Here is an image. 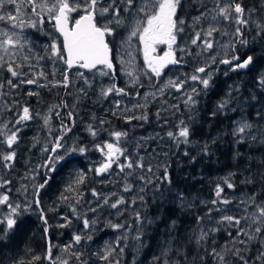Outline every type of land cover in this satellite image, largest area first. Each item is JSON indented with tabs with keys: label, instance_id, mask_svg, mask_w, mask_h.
<instances>
[{
	"label": "trees",
	"instance_id": "1",
	"mask_svg": "<svg viewBox=\"0 0 264 264\" xmlns=\"http://www.w3.org/2000/svg\"><path fill=\"white\" fill-rule=\"evenodd\" d=\"M258 10V1L253 3L252 0L251 24H264V11L259 10L258 13ZM198 13L192 4L180 3L176 14L178 25L179 21L185 23ZM241 31L247 44H240L236 37L226 59L237 56L243 61L251 56L252 63L247 71L237 72L232 66H223L222 63L223 67H214L209 87L196 89L193 108L179 114L170 113L166 121L159 120L162 122L157 126L159 131L142 128L127 132V125L121 124L120 118L102 114L103 103L93 100L98 82L87 79L75 83L72 80L73 73L80 69L68 74L67 88L64 89L63 59L47 57L44 47L43 57L26 59L29 68L16 71V77L2 74L0 131H16L17 140L11 149L6 143H0V196L8 195L12 205L19 204L22 215L16 217L17 224L6 237L7 225H0V264H51L50 260L45 262L46 245L50 254V246L58 238L54 236L57 231L52 226V215L47 205L62 191L68 163L59 164L52 172L42 165H45L57 138L63 137L60 140L63 147L69 145L71 149H77L72 153L75 154L79 148L85 149L97 141H109L110 132L116 131L125 133L126 139L137 133L148 135L149 131L159 133L155 142L164 144L167 139L163 147L164 167L142 184L138 230L133 233L132 241L126 240L122 251L124 261L134 259V264H264L261 257L264 253V231L253 235L251 240L243 234L237 236L238 230L231 232L219 226L204 232L203 239L193 235V231L201 226L206 230V218L211 215V203L217 199L218 186L223 189L221 197L226 199L243 195L254 205L264 204V84L261 83L264 77V35H258L260 29L257 26ZM28 36L40 45L49 42L60 46V40L45 17L29 31ZM188 55L189 70L193 71L199 57L194 56L191 50ZM94 74L83 73L82 76ZM108 75H105V84L103 79L99 83L104 88L110 86ZM29 80L34 83H27ZM118 85L116 88L123 90V85ZM242 102L244 115L251 120L253 127L248 131L249 139L235 146L232 133L233 123L238 117L235 103ZM25 107L29 109L31 118L17 124ZM45 118L47 124L44 123ZM100 120L104 122L98 124ZM112 124L115 125L114 130H108ZM183 127L188 128L189 135L180 143L176 137L163 136L167 128L176 131ZM4 139L0 137V140ZM127 149L132 148L128 146ZM10 152L15 154L13 160L4 161L3 156ZM70 161L84 168L80 157H70ZM88 176L91 179L83 187L85 194L88 187H92L89 181L94 178L92 173ZM226 181L233 187L229 188ZM42 184L44 187L40 188ZM169 191L192 200V204L180 206L173 197H168ZM36 200H39V206L35 205ZM215 204L218 206L219 202ZM25 206H30L28 211H23ZM7 213V206L0 205V219ZM208 220L212 222L210 216ZM237 250L239 254H236ZM89 256L90 253L82 251L77 261L69 259L67 264H80Z\"/></svg>",
	"mask_w": 264,
	"mask_h": 264
},
{
	"label": "rangeland",
	"instance_id": "2",
	"mask_svg": "<svg viewBox=\"0 0 264 264\" xmlns=\"http://www.w3.org/2000/svg\"><path fill=\"white\" fill-rule=\"evenodd\" d=\"M34 2L39 15L32 12V8L27 3V0H17L18 5H20V16L25 20L23 27L18 25L12 28L10 23L6 24L4 21H0V33L9 31V33L15 32L18 35L15 47L10 48L7 53L0 49V57H3L0 60V76L2 74H7L8 77L12 76L7 70L9 64L13 66L15 71L22 68L28 69L29 67L26 65L28 58L43 57L42 47L46 49L47 57L60 59L59 56L52 55L51 46L53 43L47 42L45 45H40L28 36L29 31L38 26L42 17L47 18L51 22V18L46 11L41 10L39 7L42 0H34ZM83 2L84 0H75V3L83 4ZM134 2L136 9H138L147 0H134ZM183 2L184 4L185 2L192 4L196 13L199 12L194 17H190L183 25H178L183 31L176 33V44L172 46V52L174 58L178 61L177 64H183V66L178 69H170L171 67H169L165 70V74H161L157 78L154 77V73L143 62V46L140 44L138 37H131L129 39L135 19H139L143 23V14L136 17V9H133V14L130 16L125 11V0H115V4L120 9L121 23L119 24H117L112 15V9H110L108 14L103 16L99 14V11L97 12L96 20L98 26L113 29L112 34L105 37L113 65V74L108 75L110 86L104 88L99 84L101 83V79H103V84L106 83L107 77L101 74V72L106 73V71L102 69L90 72L96 74L85 78L81 75V71L74 72L72 80L75 83L87 79L98 82V91L97 93L94 92L93 100L103 103L102 114L120 118V123L127 125V132L142 128H148V130L157 129L159 131L157 126L162 124L159 120L166 121L170 113L179 114L181 111L190 110L194 104L186 105L184 103L185 99L188 95H194L192 93L193 88H203L202 84L190 79L193 74H196L195 69L206 66L212 77L215 73L212 69L214 67H223L220 65V61L226 59L231 52L232 41L236 38L235 29L239 26L235 23L234 19L230 22L223 20L219 16L215 20L212 18L215 15L216 5L221 3L226 6L228 4L227 0H180V3ZM112 3L113 0H99L98 9L100 7H108ZM15 11V6L6 5L2 14L7 15L9 12L15 14ZM82 14H84L82 10L79 14L72 13L69 24H74L75 19H78L79 15ZM197 17H201V19L197 21ZM253 19L256 18L253 17ZM33 24L35 26H31ZM210 26H214L217 31H214L211 37L205 36L204 38L210 39L213 47L207 49L202 40L198 41L195 45L192 44V39L196 37V33H207ZM3 38L0 35V39ZM56 46L57 50L62 53L61 45L56 44ZM189 50L194 53V56L197 55L199 57L198 60L196 59L197 63L195 65L197 66L193 71L189 70L191 68L188 62ZM167 51H169L167 44H159L156 45V50L152 53V56L160 57ZM213 57L215 61H213ZM200 76L208 78L205 73L200 74ZM169 81H183V87L180 91H177L175 87L166 86ZM120 83L123 85L124 91L122 93L117 94L113 90L107 96L102 94L104 90L113 86L115 89H120V87L116 88ZM242 103H235V108H237L236 115H238L232 129L235 146L249 139L248 131L253 127L251 120L244 115V102ZM103 122L100 120L98 124H102ZM244 124H248L250 127L246 128L244 132H240L239 129ZM114 128L115 125L112 124L109 125L108 130L112 131ZM164 132L163 136L165 137H170L168 133L172 132L174 134L172 137H176L179 143L185 140L184 137L179 136V129L174 131L167 128ZM111 133L113 132L109 134V141H97L87 146L84 153L77 151L75 154H71L73 158L76 156L80 157L84 168L76 165V162L70 161L67 165L68 168L62 191L47 205L48 211L52 215V226L57 231L54 236L58 238L50 246L49 260L51 264H67L69 259L77 261L78 255L82 251L90 253V256L86 257L80 264H134V259L130 261L125 259L126 262L122 259L123 247L126 240H133V233L138 230L137 213L140 208L139 201L140 190L143 188L142 184L164 167L163 147L167 143V139L164 140V144L161 141L155 142L157 139L156 134L159 133L149 131L148 135H144V133L142 135L138 133L132 134L128 137L129 139H126L125 135H122L119 141H117ZM124 140L125 143L123 142ZM105 143H113L117 147H120L123 154L119 155V159L112 163L111 168L107 172L96 177L95 169L106 162L107 149L105 148L103 152L99 150V146H103ZM128 146H131L132 149H127ZM70 149L69 145H65L59 152V155H66ZM129 161L133 162L134 165L142 164L143 167H125L121 171V165L127 164ZM48 171L52 172L49 169ZM91 173L94 175V178L89 181V186L92 187H88V193L85 194L83 187L88 185V179H91L88 174ZM80 174L84 175V180L82 183L77 184L76 180ZM126 188L128 189L127 191L125 190ZM93 191L97 193L96 196L93 195ZM168 197H173L174 202L183 207H188L193 202L173 191L168 192ZM105 199H107L108 203H105ZM117 200H123V203L119 204L117 208H112L111 205ZM224 200L229 201V203H223ZM215 201H218L219 205L211 203L213 209L211 210V215L208 214L206 218V230L202 229L201 226L193 231V235L196 238L200 237L208 229L214 228V226L231 230V232L243 229L244 233H249L252 236L259 234L255 232L257 226H261L264 229V225H260L258 221L253 219L254 216H258V209L260 206H264V204L254 205L243 195L227 199L220 195ZM73 208H75V212H73ZM209 216L212 222L208 220ZM224 216L236 217L240 220V224L235 225L223 221ZM85 219L89 221L88 228L84 227ZM71 222L72 224L69 225ZM115 224L121 225V227L113 228L112 225ZM61 229V233L64 234L62 235L63 237H60L61 233L59 231ZM76 235L81 236L79 243H76L73 239ZM245 236L248 237V235ZM82 247L83 250L81 251ZM109 249L112 250L111 254L107 259H103L102 257L105 256ZM134 252L133 250L132 253Z\"/></svg>",
	"mask_w": 264,
	"mask_h": 264
},
{
	"label": "snow or ice",
	"instance_id": "3",
	"mask_svg": "<svg viewBox=\"0 0 264 264\" xmlns=\"http://www.w3.org/2000/svg\"><path fill=\"white\" fill-rule=\"evenodd\" d=\"M27 3L32 8V12L36 15H39L37 12V7L35 5L34 0H27ZM126 8L125 11L129 13L131 16L132 10L136 9V5L134 0H125ZM99 0H84L83 4L75 3V0H42L39 7L41 10L46 11L48 16L55 22L56 30L63 36V51L67 54L66 63L69 68H72L74 65L79 66L80 68L84 69H94L97 65H103L105 68L111 69L112 64L108 58L109 47L108 43L105 40L107 35H111L113 29L109 27H100L98 26V22L96 20L97 12L101 16L108 14L110 9L113 10L112 15L114 16L117 24L121 23L120 21V9L115 4V0L113 3L110 4L108 7H100L98 9ZM6 5H13L15 6V14L9 12L7 15L2 14L3 9ZM180 5V0H147V2L141 6L140 8L136 9L135 16L139 17L143 14L144 21L141 23L139 19H135V23L132 26V30L130 32V37H138L140 44L143 46V54L144 60L148 66V68L154 73L157 77L161 75V71L165 68L168 64H175L178 61L174 58L172 52V46L176 44V33L183 31L182 28L178 27L176 14L178 6ZM83 11L84 14L79 15L78 19H75V23L70 25L69 20L72 13L79 14L80 11ZM211 11V10H209ZM244 8H242L240 3H235L234 0L232 3L224 4L218 3L215 9V15L212 17L213 20L216 19L217 16L222 17L225 21H232L235 20L237 25H247L249 21L243 18ZM201 17H197L196 20L199 21ZM0 21H4L6 24H11L12 28L23 27L25 25V20L20 16V5H18L17 0H0ZM184 21H179L180 25H183ZM31 26H35L34 24ZM257 28L260 29L258 35H264V24H258ZM217 31L214 26H210L207 33L197 32L196 37L192 39V44H197L198 41L203 42L207 49H211L213 47V43L210 39H205L204 37H211L212 33ZM4 38L0 39V49L4 52H8L10 48L15 47L18 41V35L15 32L9 33V31H3L0 33ZM235 36L238 39L240 44H247V40L243 38L244 34L241 31L240 27L235 29ZM159 44H167L169 51L164 53L162 57H154L152 53L156 50V45ZM52 55L59 56L60 59H64L63 55L57 50V46L55 43L52 44ZM3 57H0L2 60ZM252 57L249 56L247 59H244L243 62H240L239 57L233 56L231 60L223 59L220 61L222 64L232 66L233 70L236 69H243L247 68L249 64L252 63ZM213 61L215 58L213 57ZM233 61L235 63L233 64ZM8 72L11 73L13 77H16L18 73L14 70L13 66L9 64ZM195 73L193 74L190 79L194 82H198L202 84L204 88L209 87L211 73L208 72L207 67H197L195 69ZM199 73H205L208 78H203ZM102 75H106L107 73L101 72ZM81 75H83L81 73ZM131 75V73H129ZM65 80L67 81V75L65 76ZM11 84L12 82L9 81ZM27 83H34V81L29 80ZM183 81H169L168 87H175L177 91H180L183 87ZM261 83L264 84V77L261 78ZM14 86V85H13ZM65 86H67L65 84ZM113 90L116 91L117 94L123 92L122 89H115L114 86L104 90L102 94L107 96ZM163 91V89H161ZM192 93H196V89H192ZM184 103L186 105L195 104L194 95H188L185 99ZM223 107V105H221ZM71 115V113H69ZM30 114L29 109L25 107L23 109V115L20 116L17 124L29 120ZM45 124L48 123L47 118L44 121ZM5 129L8 128L7 125L4 126ZM250 125L244 124L239 131L244 132L246 128H249ZM67 130V129H66ZM89 130L95 135V132L92 131L91 126H89ZM113 137L119 141L122 135H126L125 133H121L119 131L111 133ZM168 135L172 137L174 134L169 132ZM189 135V130L187 127H183L180 132L179 136L184 137L185 139ZM0 137H5L6 139L0 140V143H6L8 148L11 149L13 144L17 140V132L16 131H0ZM63 137L57 138L55 145L51 148V153H56V155H50L48 159V163L46 165H42V167H46L51 171L56 170V165L61 163H70V157L73 152L77 149L73 148L67 151V154L64 156L59 155L58 149L62 148L63 145L60 143V140ZM107 149L106 153V162L103 163L100 167L96 168V174L100 175L101 173L107 172L109 168H111L112 163L119 159V155L123 154V151L120 147H117L113 143H105L103 146H99V150L101 152L104 149ZM48 151V149H45ZM86 149L79 148L80 153H84ZM14 152H10L8 155L3 156L4 161H11L14 158ZM143 167L142 164H135L129 161L127 164L121 165V171L124 170L125 167L133 168V167ZM151 171V169H149ZM165 178H167L165 176ZM84 180V175L80 174L76 180L77 184L82 183ZM47 183V181H45ZM229 188H232L233 185L228 183ZM44 185H40V188H43ZM128 190L127 188L125 189ZM223 191L222 188L219 186L216 190V196L219 198L221 192ZM38 192V190H37ZM93 195L96 196L97 193L93 191ZM217 201H213L215 204ZM105 203H108L107 199H105ZM123 203V200H117L115 203L111 205L112 208H117L119 204ZM223 203L227 204L229 201L224 200ZM35 204L39 206V200L35 201ZM0 205H5L8 208V213L3 219H0V225L6 223L7 229L4 232V236L8 235V232L14 229L17 224L16 217L22 215L21 206L19 204L12 205L9 202L8 195L0 196ZM30 206H25L23 211H28ZM73 212H75V208H73ZM258 216H254L253 219L258 221L260 225H264V206H260L258 209ZM41 218L43 219V214H41ZM139 219V216H137ZM223 221H227L230 224L239 225L240 220L233 216H224ZM47 223V221H45ZM84 227H89V221L87 219L84 220ZM113 228H119L121 225L115 224L112 225ZM47 232V229H45ZM264 231L261 226H257L255 228L256 233H261ZM248 235L249 239H253L254 237L249 233H244L243 229H240L237 232V236ZM206 233L202 234L200 239L204 238ZM76 243L81 241V236L76 235L73 237ZM91 239V237H89ZM111 249L107 251L103 259H107L108 256L111 254ZM239 254V250L237 253ZM218 255V254H217ZM261 257L264 258V253H261ZM242 258V257H241ZM35 259H39L36 257ZM223 260V257H221Z\"/></svg>",
	"mask_w": 264,
	"mask_h": 264
},
{
	"label": "water",
	"instance_id": "4",
	"mask_svg": "<svg viewBox=\"0 0 264 264\" xmlns=\"http://www.w3.org/2000/svg\"><path fill=\"white\" fill-rule=\"evenodd\" d=\"M51 25H52V27H53V31H54V34L59 38V40H60V45H61V50H62V53H63V57H64V68H65V71H64V78H63V88L64 89H66L67 88V86H65V84L67 85V81L65 80V76L67 75L68 76V74L70 73V72H72V71H74L75 69H80L83 73H90V72H93V71H95V70H98V69H104V70H106L110 75H112L113 74V65H112V68L111 69H108V68H105L103 65H97L96 66V68H94V69H91V70H89V69H84V68H80L79 66H76V65H74L72 68H69L68 67V65H67V63H66V59H67V54H66V52H64L63 51V36L56 30V28H55V22L53 21V20H51ZM75 23V22H74ZM162 56H164V55H162ZM162 56H160V57H162ZM108 58H109V60H110V62H111V59H110V52L108 53ZM143 62H144V64L145 65H147L146 64V62H145V60H143ZM240 62H243V61H240ZM233 63H235V61H233ZM112 64V63H111ZM177 64H168V65H166L165 66V68L161 71V74L167 69V68H169V67H175ZM249 66H250V64H249ZM248 66V67H249ZM248 67L247 68H243V69H236V71L237 72H246L247 71V69H248ZM200 74H202V73H199L198 75H200ZM154 77L155 78H157V76L154 74ZM54 153H51V151H50V154L48 155V158H47V161L45 162V165L48 163V159H49V156L50 155H53ZM45 168V167H44ZM102 174V173H101ZM100 174V175H101ZM100 175H97L96 174V177H99ZM35 202V201H34ZM36 205V204H35ZM48 252H49V246L48 245H46V254H45V262L47 263V262H49L48 260H49V254H48Z\"/></svg>",
	"mask_w": 264,
	"mask_h": 264
},
{
	"label": "flooded vegetation",
	"instance_id": "5",
	"mask_svg": "<svg viewBox=\"0 0 264 264\" xmlns=\"http://www.w3.org/2000/svg\"><path fill=\"white\" fill-rule=\"evenodd\" d=\"M258 1V9L261 10V11H264V0H253V3ZM228 4L229 3H232L233 0H227ZM235 3H240L242 8H244V13H243V18L247 19L249 21V23L247 25H238L241 29L243 28H250L252 26H257L258 24H251V11H250V5H252V0H234ZM259 10H258V13H259ZM246 16V17H245ZM252 25V26H251ZM261 57V55H260ZM112 63V61H111ZM177 64V63H176ZM223 66H228L226 64H221ZM183 66V64H177L174 68H170V69H178V68H181ZM165 72H163L162 74H165Z\"/></svg>",
	"mask_w": 264,
	"mask_h": 264
}]
</instances>
